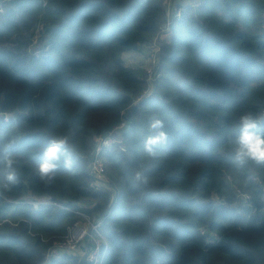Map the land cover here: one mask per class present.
I'll list each match as a JSON object with an SVG mask.
<instances>
[{
    "label": "trees",
    "instance_id": "1",
    "mask_svg": "<svg viewBox=\"0 0 264 264\" xmlns=\"http://www.w3.org/2000/svg\"><path fill=\"white\" fill-rule=\"evenodd\" d=\"M163 1H0V149L13 141L19 161L17 183L0 189V264H87L45 262L79 218L66 207L102 219L104 264H264V166L237 168L231 151L241 115L264 130V0L185 5L139 98L147 73L122 55L159 35ZM154 114L168 139L149 156ZM122 117L126 151L102 149L110 185L97 188L88 163ZM65 135L73 169L46 183L41 153Z\"/></svg>",
    "mask_w": 264,
    "mask_h": 264
},
{
    "label": "built area",
    "instance_id": "2",
    "mask_svg": "<svg viewBox=\"0 0 264 264\" xmlns=\"http://www.w3.org/2000/svg\"><path fill=\"white\" fill-rule=\"evenodd\" d=\"M189 1V3L188 0L163 1L166 8L167 19L160 26L159 35L148 44H145V46H147L148 55L150 58L148 68L144 67L147 73L146 80L148 82V86L145 90H143V93L139 96V98L149 95L152 91V83L155 78L153 73L158 61L157 53L159 46L163 42L162 37H164L167 33H172V25L182 18V12L185 10V5L199 6L201 4V2L198 0ZM0 11H3L2 5H0ZM262 18L264 20V13ZM125 125L126 121L122 117L121 121L116 127L109 130L104 136L97 140V144L87 167L89 174L93 178V185L97 188H107L110 185L108 177L105 173L104 164L100 158V153L103 148L110 147L114 143L118 144L122 152L126 151V146L121 137L122 130L124 129ZM242 197L244 198V201H247V194L242 195ZM31 200L26 199L24 201L31 202L35 206H37L39 203H53L50 198H34V201ZM66 208L76 213L79 218L74 220L67 227V232L62 238H57L53 241L45 254V262H51L54 259L61 258L63 255H74L86 260L87 264H104L106 257L110 252V246L102 228V219L91 218L87 212L79 208Z\"/></svg>",
    "mask_w": 264,
    "mask_h": 264
},
{
    "label": "clouds",
    "instance_id": "3",
    "mask_svg": "<svg viewBox=\"0 0 264 264\" xmlns=\"http://www.w3.org/2000/svg\"><path fill=\"white\" fill-rule=\"evenodd\" d=\"M149 135L144 140V151L155 156V149L167 142L168 135L164 130V122L155 114L149 118ZM14 142L9 141L7 148L0 149L4 155L0 157V189L10 190L17 183V165L19 161L9 150ZM231 151L237 168H243L249 162L264 166V130L250 113L241 115L239 132L232 142ZM37 165V173L42 181L51 183L57 170L63 165L71 171L74 165L73 153L69 148L68 136L54 137L48 141L41 153ZM137 181H146L141 171L135 173Z\"/></svg>",
    "mask_w": 264,
    "mask_h": 264
},
{
    "label": "rangeland",
    "instance_id": "4",
    "mask_svg": "<svg viewBox=\"0 0 264 264\" xmlns=\"http://www.w3.org/2000/svg\"><path fill=\"white\" fill-rule=\"evenodd\" d=\"M189 2L190 1L188 0V3ZM162 34H163V32H162ZM167 34H169V33H167ZM171 35H172V33H171ZM34 36L36 38L37 36H39V33L37 34V32H36V34ZM37 40H38V38H37ZM37 40L34 41L29 46L30 49H31V51H34L35 53H38L39 52V49L38 48L33 49V45L37 43ZM145 44H143L139 49H134L135 51L133 50V51H126V52H124L123 59H124L125 65L131 66V67L133 65L134 67H137V68L140 67V68H143V69H144V67H147L148 68V65H149V62H150V58H148L149 57V55H148V49H147V46H145ZM129 59H134L135 61H133L132 63H130ZM27 200H31V198L30 199H27ZM31 201H34V199L31 200Z\"/></svg>",
    "mask_w": 264,
    "mask_h": 264
},
{
    "label": "crops",
    "instance_id": "5",
    "mask_svg": "<svg viewBox=\"0 0 264 264\" xmlns=\"http://www.w3.org/2000/svg\"><path fill=\"white\" fill-rule=\"evenodd\" d=\"M171 35V33H169V34H166L164 37H163V41H165V40H167L169 37H171L170 36ZM165 39V40H164ZM134 49H130V50H127V51H133ZM142 50V49H141ZM140 50V51H141ZM135 51V50H134ZM123 56H124V53H123V55H122V58H123ZM149 58V57H148ZM123 61H124V59H123ZM129 61H130V63H132L133 61H135L134 59H129ZM132 67H134L133 65H132Z\"/></svg>",
    "mask_w": 264,
    "mask_h": 264
}]
</instances>
